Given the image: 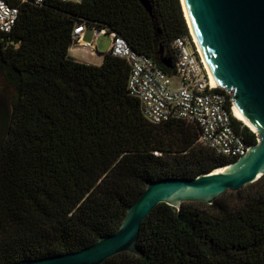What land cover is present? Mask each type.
Segmentation results:
<instances>
[{"label":"trees","instance_id":"16d2710c","mask_svg":"<svg viewBox=\"0 0 264 264\" xmlns=\"http://www.w3.org/2000/svg\"><path fill=\"white\" fill-rule=\"evenodd\" d=\"M5 1L18 11L0 30V75L14 89L0 142V264L86 247L117 230L147 180L230 162L197 144L195 124L150 123L129 95L124 59L107 51L91 64L69 53L75 27L104 28L172 75L171 43L189 32L179 0ZM233 123L248 146L257 142ZM230 192L212 204L158 203L140 223L141 255L102 264H264V175Z\"/></svg>","mask_w":264,"mask_h":264},{"label":"water","instance_id":"95a60500","mask_svg":"<svg viewBox=\"0 0 264 264\" xmlns=\"http://www.w3.org/2000/svg\"><path fill=\"white\" fill-rule=\"evenodd\" d=\"M182 1L216 86L230 92L231 104L255 128L257 142L248 146L246 155L220 166L221 170L192 178L147 180L117 230L86 247L11 264H102L120 252L141 255L137 246L140 223L158 203L175 207L185 201L212 204L223 192L237 191L264 175V0ZM162 62L169 66L166 57Z\"/></svg>","mask_w":264,"mask_h":264},{"label":"built area","instance_id":"2783aa9c","mask_svg":"<svg viewBox=\"0 0 264 264\" xmlns=\"http://www.w3.org/2000/svg\"><path fill=\"white\" fill-rule=\"evenodd\" d=\"M17 11V7L0 0L1 31H10ZM85 28L84 25H78L73 29L74 44L71 46L92 51L93 41L97 36L100 33L108 35V51L124 59L129 66V95L139 101L141 112L150 123L181 119L197 126V144L206 147L213 154L226 157L230 162L246 155L248 144L235 130L233 123L236 118L232 114L230 92L217 90L221 88L212 82L210 70L190 34L179 36L171 43L175 63L174 73L170 75L156 66L150 56L133 50L114 31L92 29L93 41H83L81 34ZM154 153L159 154L157 151Z\"/></svg>","mask_w":264,"mask_h":264},{"label":"rangeland","instance_id":"374dc122","mask_svg":"<svg viewBox=\"0 0 264 264\" xmlns=\"http://www.w3.org/2000/svg\"><path fill=\"white\" fill-rule=\"evenodd\" d=\"M87 28V27H86ZM88 32L91 31L89 28ZM189 34V32H188ZM86 39L88 41H93L92 36L91 37H86ZM94 43V49L92 51V54H90V59L91 61H96V54H102L103 52H107L109 50V45H110V37L104 33H100L96 40L93 41ZM72 48H71V52H72ZM76 52V51H75ZM74 52H72L73 54ZM76 54V53H74ZM80 56V55H78ZM89 61V60H88ZM13 95H14V89L7 84V82L4 80V78L0 75V114L2 113L3 110V106L6 110V115L5 118H2L0 121V132H2V130L4 128H8L7 127V122H8V117L11 113V106H12V100H13ZM6 137V135L0 139V142L2 139H4ZM230 192V191H229ZM236 191H231L230 194H226L227 198H234V193Z\"/></svg>","mask_w":264,"mask_h":264},{"label":"crops","instance_id":"0c3cea01","mask_svg":"<svg viewBox=\"0 0 264 264\" xmlns=\"http://www.w3.org/2000/svg\"><path fill=\"white\" fill-rule=\"evenodd\" d=\"M87 28H89V27H87ZM87 28L83 29V32L81 34L83 41H88L86 39V37L89 38V37L92 36V38H93V31H92V29L89 28L91 31L88 32V29ZM71 48L73 49L72 52H74L76 54H74V53L72 54V52L70 51ZM92 51H89L88 49H82L81 47H73V46L69 47V53L75 59L80 60V61H84V62H88V63H91V64H99L103 60L102 54H96V56H97L96 59H95L96 61H91L90 54H92ZM78 55H80V56H78Z\"/></svg>","mask_w":264,"mask_h":264},{"label":"bare ground","instance_id":"6f19581e","mask_svg":"<svg viewBox=\"0 0 264 264\" xmlns=\"http://www.w3.org/2000/svg\"><path fill=\"white\" fill-rule=\"evenodd\" d=\"M181 6H182V9H183V12H184V19H185V21H186V23H187V26H188V28H189V34L193 37V39H194V41H195V43H196V45L198 46V50H199V52H200V54L202 55V53H201V51H200V47H199V44H198V42H197V40H196V38H195V35H194V30H193V28H192V26H191V24H190V21H189V19H188V15H187V12H186V10H185V6H184V4H183V1L181 0ZM202 57H203V55H202ZM203 59H204V57H203ZM205 60V59H204ZM206 62V61H205ZM206 65H207V62H206ZM208 67V66H207ZM208 69H209V67H208ZM210 70V69H209ZM210 73H211V71H210ZM211 76H212V82L214 83V85H216V82H215V79H214V76H213V74L211 73ZM232 114H233V116L236 118V119H238L239 121H241V122H243L244 124H245V126H247V127H249V128H251L250 130H253V131H255L254 129V127L252 126V125H250L249 124V122L245 119V117L241 114V112L239 111V109L235 106V105H232ZM221 168L222 167H218V168H216V170H221Z\"/></svg>","mask_w":264,"mask_h":264},{"label":"flooded vegetation","instance_id":"af4514ba","mask_svg":"<svg viewBox=\"0 0 264 264\" xmlns=\"http://www.w3.org/2000/svg\"><path fill=\"white\" fill-rule=\"evenodd\" d=\"M6 115H3V113L0 114V121L2 118H5ZM7 134V128H4L2 132H0V139L3 138ZM3 140V139H2ZM1 140V141H2Z\"/></svg>","mask_w":264,"mask_h":264}]
</instances>
